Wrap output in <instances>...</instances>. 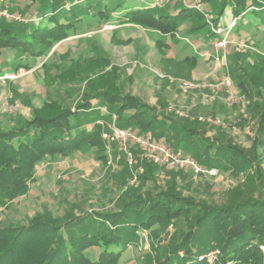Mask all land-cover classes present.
<instances>
[{"label":"rangeland","instance_id":"obj_1","mask_svg":"<svg viewBox=\"0 0 264 264\" xmlns=\"http://www.w3.org/2000/svg\"><path fill=\"white\" fill-rule=\"evenodd\" d=\"M45 1L0 0V8L21 18L14 25L25 31L51 27L52 16L64 25L71 23L68 37L44 49L41 57L0 48L1 133L25 127L36 115H53L52 103L74 111L90 101L91 112L82 113L79 119L86 127L94 121L111 123L114 116L116 125L122 126L132 112L110 116L99 108L104 105L98 93L111 90L149 106L165 124L154 138L167 131L162 139L169 147L204 169L211 167L195 158L193 151L176 147L187 139L189 129L196 131L192 142L198 146L231 145L251 159L256 154L257 159L240 170L219 168L217 175L195 178L189 168L158 166L143 159L142 149L129 143L127 150L135 161L130 166L121 144L113 143L108 153L101 129L105 151L85 146L67 158L41 162L26 194L0 208L1 228L28 226L38 216L64 225L87 214L118 212L137 197L149 199L161 191L214 208L264 201V85L252 82L259 78L264 82V23L248 14L229 34L218 35L212 27H219L225 16L220 14L219 0H197L201 18L189 19L175 35L164 36L144 27L122 25L124 0H63L57 1L66 4L58 10L43 8ZM134 2H126L127 7ZM180 10L179 5H165L157 14L175 15ZM99 11L105 15L97 16ZM228 11L230 16L232 5ZM225 38L228 45L217 52L216 44ZM224 76L232 81L231 93L208 86L219 85ZM186 83L197 88L184 90ZM216 149L208 157L213 158ZM197 215L137 232L130 244L119 249V264H158L165 256L174 257L175 247ZM98 255L97 249L88 253L91 259Z\"/></svg>","mask_w":264,"mask_h":264},{"label":"trees","instance_id":"obj_2","mask_svg":"<svg viewBox=\"0 0 264 264\" xmlns=\"http://www.w3.org/2000/svg\"><path fill=\"white\" fill-rule=\"evenodd\" d=\"M57 1L63 0H46L44 6H47L43 8L58 10L66 5ZM260 1L263 0H219L220 14L223 16L232 5L234 16L243 18L250 14L264 23V2ZM157 10L161 8L130 10L120 17V23L144 27L166 36L175 35L185 21L202 15L193 8H182L175 15L157 14ZM102 15L104 12H97V16ZM67 17L69 19L70 16ZM50 20L53 23L51 27L39 26L31 31L18 28L14 22L1 23L0 48H13L29 56H43L44 49L48 50L54 43L68 37L71 25L69 22L65 25L59 23L53 16ZM252 82L264 85L262 78ZM242 86L240 83L239 87ZM97 98L104 105L99 108H104L110 116L132 112L119 126L129 132H151L154 136L165 125L149 106L120 91L98 93ZM50 106L53 115H36L23 128L0 132V208L26 194L37 166L48 158H67L85 146L100 147L105 151L101 122L94 121L88 128L87 123L79 120L82 113L91 112L90 101L74 111L55 103ZM261 114L263 126L264 107ZM73 120L79 122L73 124ZM167 134V131L161 132L156 134V138H164ZM195 136L196 131L189 129L187 139L179 141L176 147L183 145L185 151H193L194 157L202 159L204 165L211 169L240 170L257 159L256 154L251 159L231 145L198 146L192 142ZM215 148V156L208 157ZM196 214L194 225L182 243L175 247L174 257L165 256L158 264H211L200 258L213 251L220 252L213 264H264V201L214 208L162 191L149 199L137 197L118 212L87 214L64 225L38 216L28 226L0 227V264H119L122 257L119 249L130 244L137 232ZM93 249L99 251L96 259L88 257ZM181 252L183 256H179Z\"/></svg>","mask_w":264,"mask_h":264},{"label":"built area","instance_id":"obj_3","mask_svg":"<svg viewBox=\"0 0 264 264\" xmlns=\"http://www.w3.org/2000/svg\"><path fill=\"white\" fill-rule=\"evenodd\" d=\"M125 2H130L133 0H124ZM140 3L147 5L152 9L162 8L164 5H174L176 3H183L185 6H188V0H134ZM194 3L191 7L197 9L202 12L200 5L197 3V0H193ZM261 2V1H260ZM242 16L239 18H234L229 25L226 27H212L213 31L221 36L229 34L233 28L236 27L238 20H240ZM6 22H17L22 21L21 18L17 15L12 14L7 8H0V24ZM229 42H227V38L224 41L217 43L215 48L217 52L222 51ZM242 48H249L254 50L253 47H249L246 45H241ZM222 60H225V55L222 56ZM213 89H225L229 93H231L233 89L232 81L229 77L224 76L222 81L217 86H211ZM205 87V86H204ZM203 87V88H204ZM197 88L196 85L192 83H186L184 86V90ZM206 88V87H205ZM102 112L106 113L107 111L104 108H101ZM116 117H113V121L110 122H101L102 127V137L105 142L108 143L106 149L108 153L111 150V145L113 143H119L123 147L124 152L127 156V161L130 166L134 165V155L133 153L127 150V145L129 143H133L138 145L143 151V159H146L158 166H166L171 168H189L192 170L194 177H198L202 174H208L210 176L217 175V171L215 169H204L201 167L194 159L190 157L184 156L180 151L174 150L164 141V139H155L153 133L147 132L143 134H137L129 132L125 129L119 128L115 123ZM264 251V247H262ZM219 251H213L206 255L205 257L200 258V260L207 259L211 264L215 263L219 256Z\"/></svg>","mask_w":264,"mask_h":264},{"label":"crops","instance_id":"obj_4","mask_svg":"<svg viewBox=\"0 0 264 264\" xmlns=\"http://www.w3.org/2000/svg\"><path fill=\"white\" fill-rule=\"evenodd\" d=\"M127 3H131L130 2H127ZM135 4L133 5V7H127L126 5V2L123 1V4L125 5L124 8H122V16L125 15L128 11L130 10H134V9H143V8H150L148 7L147 5L143 4V3H140V2H134ZM194 1L193 0H188V6L190 5V7H187L185 6L183 3H176V5H179L181 7V9L183 8H186V9H191L193 7H191V5H193ZM137 5V6H136ZM175 5V4H174ZM165 6V5H164ZM168 6V5H167ZM169 6H173V5H169ZM163 10V7L161 8ZM195 9V8H193ZM197 10V9H196ZM231 15L229 16V11H228V8L226 10V13H225V16L222 17L220 20H221V23H219V27H226L227 25H229L231 23V21L236 18L234 16V14L231 12L230 13ZM6 23H9V22H6ZM122 25H130V24H122ZM223 25V26H222ZM225 25V26H224ZM134 26V25H133ZM154 31V30H153ZM217 51V50H216Z\"/></svg>","mask_w":264,"mask_h":264}]
</instances>
